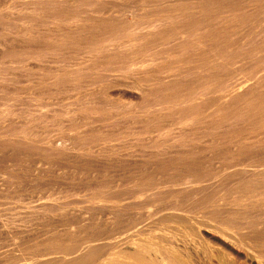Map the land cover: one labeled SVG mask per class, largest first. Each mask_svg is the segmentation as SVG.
Wrapping results in <instances>:
<instances>
[{
	"label": "bare ground",
	"instance_id": "6f19581e",
	"mask_svg": "<svg viewBox=\"0 0 264 264\" xmlns=\"http://www.w3.org/2000/svg\"><path fill=\"white\" fill-rule=\"evenodd\" d=\"M0 264H264V0H0Z\"/></svg>",
	"mask_w": 264,
	"mask_h": 264
},
{
	"label": "rangeland",
	"instance_id": "374dc122",
	"mask_svg": "<svg viewBox=\"0 0 264 264\" xmlns=\"http://www.w3.org/2000/svg\"><path fill=\"white\" fill-rule=\"evenodd\" d=\"M63 169H64V168L62 167V172H63ZM65 171H66V173H65ZM65 171L62 173L63 175L66 176L65 178H64V176H62V180H63V181H62V190H61V191H62V198H64V199H62V201H65V202H66V201H68V202H72V201H74V202H75V201L81 200V199H82L81 196L84 195V193H85L84 191H81V192L79 193L80 195H79L78 193L75 194V195H76V197H75V196L73 195L74 193L70 190V188H64L65 185L68 186V187L71 185V183H68V179H66L67 176L69 177V170L65 169ZM63 178L66 179V180L64 181ZM47 179H48V178H47ZM49 181H50V182H49L48 184H46V183L48 182V180H47V181L45 180V182H44V185L46 184V187H45V188H46L45 190L47 191L46 193H49V191L51 192V190H52V185H50L52 181H51V180H49ZM75 181H76V180H75ZM75 181H74V182H75ZM64 182H65V184H63ZM66 182H67V183H66ZM69 182H70V180H69ZM72 184H73V183H72ZM63 185H64V186H63ZM66 186H65V187H66ZM71 186H72V185H71ZM71 186H70V187H71ZM47 188H48V189H47ZM63 189H64L65 191H66V190H67V191L65 192ZM67 192H68V193L70 192V194H69L70 196L67 194ZM71 193H72V194H71ZM65 194H66L67 196H66ZM81 194H82V195H81ZM35 196H36V195H35ZM71 196H72V197H71ZM77 196H78L79 199L77 198ZM79 196H80L81 198H80ZM34 199H37V202H38V203H40L42 200H44L43 198L40 199V198H37V197L34 198ZM71 200H72V201H71ZM37 202H35V204H36ZM38 203H37V204H38ZM80 205H81V208H83L82 205H84V203H83V204H78L79 207H77V208H80ZM86 215H87V217H89V218L91 217V213H90V214L88 213V214H86ZM89 215H90V216H89ZM63 218H64V219H62V225H63V226H62V229H64V228L67 229V227L69 226L70 228L68 227L67 230L70 229L71 232H72V234H73V233L75 232V230H76L75 223L72 224L73 221L70 220V218H69V219H68V218L66 219L65 217H63ZM68 221H69V222H68ZM47 222H48V221H47ZM47 222H46V221L44 222V221H40V220H35V221L33 222L34 224H32L33 227H34V226L37 227L36 232L38 231L37 234H41V236H40L41 238H43V237H44V238L49 237V234L51 233L50 230L52 229V227L54 226V223H55V222H53V221H49V222H48L49 224H48ZM35 223H36V224H35ZM39 223H41V224H43V223L45 224V223H46V225L44 226V224L41 225V224H39ZM65 223H66V224H65ZM67 223H68V224H67ZM38 224H39V225H38ZM51 224H52V226H51ZM70 224H71V226H70ZM47 225H49V226H47ZM41 226H42V227H41ZM46 226H47V227H50V228L48 229ZM43 227H44V230H46V228H47L48 230H46L45 232H44V230H43V231L41 232V229H40V228L43 229ZM38 228H39L40 230H39ZM73 231H74V232H73ZM43 232H44L46 235L43 234ZM73 235H75V234H73ZM5 244H6V245H5ZM3 245H4V246H2V247L4 248V250L10 249L11 246H12L10 241H8V243H7V241H6L5 243H3ZM2 247H1V249H3ZM8 247H9V248H8ZM7 251H9V250H7Z\"/></svg>",
	"mask_w": 264,
	"mask_h": 264
}]
</instances>
